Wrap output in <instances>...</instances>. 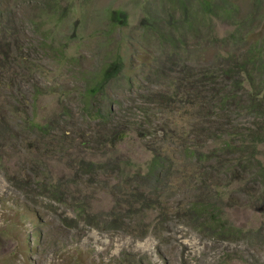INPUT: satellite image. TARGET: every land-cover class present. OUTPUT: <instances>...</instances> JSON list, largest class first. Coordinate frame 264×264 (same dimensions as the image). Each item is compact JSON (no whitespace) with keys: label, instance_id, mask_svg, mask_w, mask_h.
<instances>
[{"label":"rangeland","instance_id":"obj_1","mask_svg":"<svg viewBox=\"0 0 264 264\" xmlns=\"http://www.w3.org/2000/svg\"><path fill=\"white\" fill-rule=\"evenodd\" d=\"M210 1L213 11L201 0H0V111L7 116L18 108L51 125L44 134L21 126L19 118L16 125L0 126V264H264V201H254L250 187L235 191V184L226 185L227 175L216 179L208 171L210 161L178 160L168 170L167 188L144 200L152 209L143 217L158 222L155 229L136 236L127 227L93 225L114 199L140 196L136 188L144 181L135 171L150 150L182 153L174 140L160 139V126L174 127L187 142L212 137L199 122L185 135L192 109L184 96L164 104L153 94L192 64L189 72L208 63L215 70L223 56L211 36L233 28L246 12L256 10L254 25L236 52L264 28V0ZM224 5L232 13L225 14ZM114 10L122 12L119 18ZM114 58L120 59V70L91 94L101 68ZM97 110L108 112L106 122L96 118ZM231 115L236 125L251 121ZM115 129L125 135L108 147L109 130ZM90 158L104 163L90 170ZM214 179L225 185L220 201L231 205L230 219L247 230L236 239L201 235L180 216L183 202L215 197L209 187ZM118 180L134 195L105 193Z\"/></svg>","mask_w":264,"mask_h":264},{"label":"trees","instance_id":"obj_2","mask_svg":"<svg viewBox=\"0 0 264 264\" xmlns=\"http://www.w3.org/2000/svg\"><path fill=\"white\" fill-rule=\"evenodd\" d=\"M201 2L205 9L213 11L214 5L210 3V0H201ZM222 10L225 14H230L233 8L224 5ZM254 11L256 10L252 9V12L248 11L238 20H234L233 28L225 31L224 34L213 33L211 36V41H218L219 43L216 53L221 57L223 56L220 62L215 63V70H212V64L208 63L207 67L204 66V68L189 72L194 67L192 64L189 68L186 67L185 75L176 76L174 80L169 82L167 88L153 90L155 97L159 101H163L164 104L173 103L178 99V94L179 97L182 95L184 99H187L188 108L192 109V116L183 126L185 135L190 134L195 124L199 122L202 123L204 131H207L212 137L203 140L201 143L196 140L187 142L186 137L177 134L174 127L166 126L165 123V125L160 126V139L162 141L163 139L174 140L175 144L181 147L182 153L177 156L161 147L150 150L149 156L142 163H137L139 169L135 171L138 179L144 181L137 188L134 187L140 196L123 200L114 199L107 211L102 214V218H98L99 221L94 222L95 227H99V225H102L100 228L105 229L127 227L136 236H142L147 231L155 229L158 222L146 221L143 217L152 209L144 200H149L152 193L164 191L163 189L167 188L163 184V178L167 177L166 174L172 166L178 165V160L181 163L187 161L193 164L199 160L210 161L207 164L212 168L208 171L213 173L216 179L219 173L227 175L226 183L228 184L226 185L235 184V191L244 189L247 191V187H250L253 189L250 197L254 201H264V159L261 156L264 154L262 150L264 145V28L258 32L259 35L248 41L245 48L242 50L238 48L237 52L235 50V45L239 46V43L245 41L246 37L252 33L254 25H252V21L255 19ZM121 13L120 10H114L116 18H119ZM209 19H206L207 23ZM183 21L186 27H193V24L188 22V18L183 17ZM209 43L210 38L206 45ZM3 54L5 56L6 51ZM2 65L0 59V67ZM120 66L119 58L107 62L101 68L99 80L88 89L90 93H95L104 81L116 75ZM97 111L96 118L106 122L108 112ZM231 112L237 115H246L251 118L250 123L248 125L233 124ZM212 114H216L222 120H218V118L215 119L216 121L209 120L208 117ZM204 117L207 119L205 120ZM16 118L21 120V126L35 128L41 134L47 132L51 127L48 119L35 118V114H26L25 110L18 112V108L8 110L7 116L4 111H0V126L2 123L11 126L16 125L14 122ZM8 129L12 130V128ZM1 131L0 127V133H3ZM144 134L145 132L140 130L139 135L144 136ZM124 135V131L109 130L106 145L111 147ZM12 155V152L4 154L7 159L12 158ZM211 160H213L214 165L211 164ZM87 163L90 170L93 166L92 169L96 170L104 161L90 158ZM126 164V161L121 162L123 173ZM213 168H215V173L212 172ZM176 169L178 168L176 167L170 174L178 172ZM195 169L194 174L198 175L199 169L197 167ZM216 179L209 182V187L215 194L213 199L211 196H207L203 199L188 200L180 204L178 209L181 211L180 216L184 219V223L189 224L201 235L213 239L233 240L244 235L247 230L243 232L242 227L230 219L228 210L231 209V205L229 203L221 204L220 201L226 192L225 185L221 187ZM122 184L119 180L108 184L105 193L111 197L117 194L126 197L133 196L134 193L131 191L133 188L127 190V186H122ZM57 194V190L53 189L50 196L56 200L58 199ZM210 207L217 208L216 213L208 210ZM120 212L127 214L128 217L118 221L119 217L116 215ZM253 231L258 232L259 228L253 227ZM258 235L263 236L260 233Z\"/></svg>","mask_w":264,"mask_h":264}]
</instances>
